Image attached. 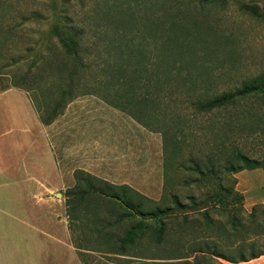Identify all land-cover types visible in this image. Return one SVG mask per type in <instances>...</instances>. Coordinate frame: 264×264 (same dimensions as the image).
I'll use <instances>...</instances> for the list:
<instances>
[{
  "label": "rangeland",
  "instance_id": "374dc122",
  "mask_svg": "<svg viewBox=\"0 0 264 264\" xmlns=\"http://www.w3.org/2000/svg\"><path fill=\"white\" fill-rule=\"evenodd\" d=\"M242 5L264 11V0H221L217 3H204L203 0H0L2 86L23 83L31 62L39 57H66L56 38V28L66 26L77 34H84L79 38L80 57H84L88 67L79 74L78 91H93L94 94L82 97L100 98L103 89L99 83L105 81L100 72L104 59L127 57L130 51L136 53L135 57H146L149 62L152 57H207L209 73L214 77L206 83H202L203 78L196 77L186 84L185 90H173L172 96L177 103L170 102L173 97L162 102L163 110L158 119L163 122L160 127L166 133V146L157 166L161 170L163 167V176L159 178L156 174L154 183L141 184L137 189L156 202L161 198L169 202L171 196H176L185 207H190L189 198L193 197L199 206L187 213L176 212V217L167 221L170 237L166 246L143 243L127 249L130 257L85 251L78 257L76 250L81 264L82 261L84 264H229L194 252L206 251L202 243L215 241L220 253L232 256L240 238L229 230L232 212L222 213L207 202L216 190L217 180L193 183L198 175L189 170L190 161L203 160L222 141L228 145V151L238 148L249 158L264 161V104L257 98L241 103L243 108L237 110L241 126H232L228 119L235 115L223 111L195 112L186 100L181 102V93L187 91L188 94H182L184 99L189 96L194 100L203 88L210 90V94L230 91L242 81L264 74V19L243 11ZM37 73L43 74L41 68ZM182 75L184 77L185 72ZM39 89L45 92L46 84L40 83ZM45 97L48 100L49 96ZM245 110L250 114L240 115ZM233 178L234 189L242 197L244 212L249 213L254 206L264 207L262 169L243 171ZM231 183L233 180L228 179L223 185ZM66 191L65 188L54 192L49 207L53 214L57 211L60 236L68 231L70 244L91 249L97 241L92 229V214L84 212L78 223L69 222L64 206ZM43 217L47 219L43 220L42 228L55 230L50 213H43ZM126 224L113 227L111 231L121 236ZM171 240L177 245L171 244ZM240 264H264V256Z\"/></svg>",
  "mask_w": 264,
  "mask_h": 264
},
{
  "label": "trees",
  "instance_id": "16d2710c",
  "mask_svg": "<svg viewBox=\"0 0 264 264\" xmlns=\"http://www.w3.org/2000/svg\"><path fill=\"white\" fill-rule=\"evenodd\" d=\"M203 1L217 3L221 0ZM242 10L264 19V11L259 12L257 7L242 5ZM83 35L80 32L77 34L76 30H70L67 26L56 28V38L66 57L37 58L31 62L28 74L23 76V83L12 85L32 94L36 112L45 126L60 116L66 106L77 97L94 94L93 91H78L79 74L88 67L84 57H80L82 49L79 38ZM135 54L130 51L127 57L104 59L100 72L105 81L99 83L103 89L100 98L130 116L149 132L160 134L165 149L166 133L163 127H160L163 122L158 119L163 110L162 102L171 100L168 97H173L174 89L178 92L185 90L183 88L186 84L192 83L196 77L203 78L202 83L214 77L209 73L207 57H152V62H149L146 57H135ZM100 66H97L98 69ZM40 68L43 74L37 73ZM33 70L36 73H33ZM183 72L186 74L184 77ZM42 82L47 87L45 92L39 89ZM176 85L179 88L173 87ZM182 94L183 92L181 102L186 100L195 112L230 113V116L235 117L228 119L229 124L241 126V118L237 116V110L242 107L241 103L246 104L257 98L264 104V74L242 81L237 88L230 91L210 94V90L203 88L194 100L189 96L184 99L183 95L188 94L187 91ZM45 95L49 96L48 100ZM170 102L177 103L174 97ZM249 114V111L245 110L240 115ZM227 148L228 145L222 141L215 147V151L212 149L211 154L206 155L203 160L191 159L189 170L198 175V179L192 181L193 183L217 180L216 190L211 193L207 202L222 213L232 212L229 230L233 231L240 241L234 247L232 256L220 253L215 241L202 243L201 246L206 251L202 252L201 249L194 252H201L202 256L208 254L211 258L229 264L248 263L264 256V207L254 206L249 213L244 212L241 206L242 197L234 189L233 176L243 171H264V161L251 159L238 148L231 151ZM74 178V188L64 194L65 215L69 222L78 223L85 213L91 212L92 229L97 237L95 247L91 249L74 245L78 257H81V251L130 257L126 253L127 249L143 243L155 247L166 246L169 243L168 236L170 237L167 221L175 218L176 212L187 213V210L199 206L193 197L189 198L190 207H185L176 196H171L169 202H165L164 198L156 202L130 188L108 184L83 172H76ZM228 179H232L233 183L224 186L223 182ZM82 213L84 214L81 215ZM125 223H128L127 228L121 236L111 231L113 227ZM223 229L226 230L225 227ZM174 243L171 240V244ZM82 263L84 264L83 261Z\"/></svg>",
  "mask_w": 264,
  "mask_h": 264
},
{
  "label": "crops",
  "instance_id": "0c3cea01",
  "mask_svg": "<svg viewBox=\"0 0 264 264\" xmlns=\"http://www.w3.org/2000/svg\"><path fill=\"white\" fill-rule=\"evenodd\" d=\"M30 94L0 85V264H81L52 194L74 188L76 172L138 192L163 176V139L99 97H77L45 126ZM46 212L55 230L42 228Z\"/></svg>",
  "mask_w": 264,
  "mask_h": 264
}]
</instances>
